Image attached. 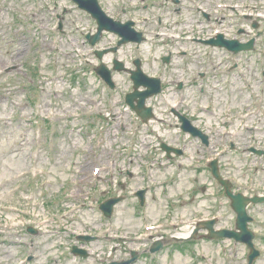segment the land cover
<instances>
[{
  "label": "rangeland",
  "instance_id": "374dc122",
  "mask_svg": "<svg viewBox=\"0 0 264 264\" xmlns=\"http://www.w3.org/2000/svg\"><path fill=\"white\" fill-rule=\"evenodd\" d=\"M144 2L148 6L99 0L116 20L150 17L137 26L148 32L181 29L191 35L196 27L210 33V25H221L218 17L205 21L187 0L180 9L171 0ZM54 3L0 0V264H105L128 258L130 250L140 253L134 264H247L249 250L242 244L209 240L203 230L192 240L174 237H188L194 218L214 215L220 216L214 227L234 229L230 202L205 166L209 159L218 158L221 175L240 187L233 190L264 195V155L249 151L264 150V21L227 20L233 39L253 38L260 48L239 52L254 92L239 76L229 78L233 72L225 65L213 70L227 55L215 48L213 59L208 57L209 47L198 40L186 43L192 55L178 53L167 68L158 56L185 43L152 34L140 49L127 44L106 55L110 68L113 58L130 69L139 58L144 73L164 76L162 93L149 100L155 117L144 124L125 104L132 91L129 74L114 72L111 90L95 73L101 61L84 37L94 21L69 2ZM162 12L165 24L159 26L155 17ZM109 37L104 34L97 46L106 47ZM202 67L207 73L199 79L194 71ZM180 78L188 80L183 92L177 90ZM182 94L188 106L206 105L204 111L195 108L194 123L210 132L207 148L182 133L170 112ZM162 143L182 147L184 155L167 158ZM142 187L148 191L140 207L132 192ZM116 196L123 200L105 218L98 205ZM248 213L249 228L261 236L254 239L261 253L253 264H264V204L251 205ZM78 234L96 238L80 241ZM156 239L165 244L151 255ZM73 245L88 256H73Z\"/></svg>",
  "mask_w": 264,
  "mask_h": 264
},
{
  "label": "water",
  "instance_id": "95a60500",
  "mask_svg": "<svg viewBox=\"0 0 264 264\" xmlns=\"http://www.w3.org/2000/svg\"><path fill=\"white\" fill-rule=\"evenodd\" d=\"M75 2L79 8L82 10H85L88 12L92 18H94L97 22V32L95 35L90 36L87 35V39L90 42L91 45H94L99 39L103 31L111 32L120 37V40L117 43V46H120L124 43L127 42H136L140 43L142 41V35L139 32H136L132 26V22H126V23H121L118 21H114L110 17H108L100 8L98 5L97 0H72ZM205 44H210V45H217V46H222L226 47L228 50L232 52H238V51H246V50H251L252 45H253V40L249 41L246 44H240L238 41L235 40H225L222 38V36H218L216 39H212L209 41H205ZM117 50V47H114L112 49L104 50V51H96L95 54L97 55L98 58H101L103 54L112 51L115 52ZM165 60V59H164ZM167 60V59H166ZM114 69L115 70H123V65L114 60ZM134 65L136 67L135 70H130V79L133 82V89L134 91L132 93H129L126 95V103L136 112V114L144 121L146 122L150 117H152V112L151 109L148 107H145V100L160 92V81L156 78L149 77L145 75L141 68H140V61L136 59L134 62ZM96 72L100 75V77L109 85V87L113 88L114 84L112 82L111 78V71L103 64H101L97 69ZM142 87L145 88L143 91H139L138 89ZM180 121L182 122L181 128L186 131L190 132L193 136H199L202 141L206 144L207 143V137L203 134L200 133L196 128L192 127L189 123V121L176 114ZM162 148L165 149L167 152L170 151H175L171 148H169L166 145H162ZM179 152V151H176ZM261 154L262 152H258ZM210 167L212 169V174L213 176L217 179L220 185H222L225 189V192L227 196L231 200V206L235 213L237 214V219H236V227L241 231V232H235V231H229V230H221V231H214L210 225L207 226V228L210 230V238H233L236 241L244 242L246 245L251 249V253L249 254L248 257V263L251 264L252 261L258 256V252L254 250L253 245H252V238L253 235L250 231L247 229V222L250 220V218L247 216L246 212V207L249 203H257V202H263L264 197H244L242 194H232L230 191V183L227 180H224L220 177L217 169V162L214 160L211 164ZM139 197L142 200V195L143 191H140L138 193ZM119 199H110L103 203L100 206V209L102 212L106 215L109 216L113 205L118 201ZM198 229H196L197 231ZM195 231V232H196ZM161 247L160 242H156L154 246L151 248V252H155ZM73 253L81 254V255H86L85 251H82L80 249H77L76 247L73 248ZM136 259V256L132 254V257L128 260L125 261H120V262H111L108 264H131L134 262Z\"/></svg>",
  "mask_w": 264,
  "mask_h": 264
}]
</instances>
